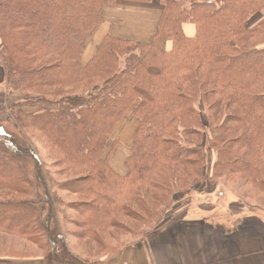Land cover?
<instances>
[{"label": "trees", "instance_id": "1", "mask_svg": "<svg viewBox=\"0 0 264 264\" xmlns=\"http://www.w3.org/2000/svg\"><path fill=\"white\" fill-rule=\"evenodd\" d=\"M158 1L150 42L107 34L83 65L105 10L155 0H0L5 83L26 96L20 106L36 109L14 111L16 124L49 147L65 177L52 181L56 191L80 199L67 204L78 217L69 233L106 253L97 259L132 244L110 245L119 234L157 227L178 194L208 177L264 195V0ZM134 106L139 125L114 168L102 156ZM5 131L1 126L0 238L42 254L0 248V260L92 264L68 249L54 210L59 201L35 152L18 149ZM28 153L44 185L41 198L21 161Z\"/></svg>", "mask_w": 264, "mask_h": 264}, {"label": "rangeland", "instance_id": "2", "mask_svg": "<svg viewBox=\"0 0 264 264\" xmlns=\"http://www.w3.org/2000/svg\"><path fill=\"white\" fill-rule=\"evenodd\" d=\"M119 3L121 7L120 10H111L114 8L113 5L109 8V12H105L106 10L104 11L102 23L87 42L82 53L81 62L83 65L84 60H89L91 55L95 52L100 40L105 34L110 32V29L112 30L110 34L115 37L141 42H150V40H152V28L157 15L161 11L159 1L155 0L154 3L149 5H142L139 3L131 4L128 2ZM113 22L117 24L113 25ZM184 30L186 34L189 35L193 32L192 27L189 26L184 27ZM159 47L161 49L166 48V42L163 39L159 41ZM2 54L3 50L0 48V55ZM25 97L26 96L21 93L20 90H12V88L5 83V68L3 65H0V127L3 126L7 129L8 133L6 131L4 133L11 137L12 142L15 146L17 145L18 149L30 152L32 150L39 159L41 165L40 170H42L43 176L46 179L49 193L52 196L56 195L57 197H54L59 201V204L54 207V210L56 215L58 214V216L61 217V219H59V224L65 229V242L71 253L75 256H79V258L89 259L90 261L103 257L106 253H102V250L94 243L88 244L84 240L78 241L76 235H71L69 233L77 230L76 223L73 220H76L78 217L74 211L68 209L67 204L74 202L76 199H80L77 196H71L65 192L56 191L52 181L55 179L62 182L65 180V177L62 178L54 167L53 157L51 156L49 147L44 141L42 142L36 138H32L30 136L31 131L28 132L18 128L14 117V111L20 109L24 113L36 111L32 106H20L23 101L26 100ZM134 108L135 106L125 115V119L116 127L108 144V148L102 156L104 159L107 158L109 164L114 168L118 162L119 166H121V158H118L116 155L126 153L127 149L132 145L135 131L139 125V120L133 113ZM114 142L119 143L113 148V152L108 154ZM21 161L30 179L36 185L40 198L41 196L43 197L44 185L41 184L37 178L38 169L35 167L33 157L28 153L26 157H22ZM205 180L206 181L198 183L187 195L178 194L165 212L169 215L171 212L177 216L181 211L179 218L186 217L195 222L196 225L197 222H200L201 225L209 229L214 228L224 231L232 228L234 224L237 225L238 223L242 226L254 225V221L258 220L260 224L264 223V195L258 192L253 186L248 184L243 185V183L237 180L228 178L214 181L210 180V177H208V180ZM167 216L168 215H166V217ZM159 223H161V221ZM154 230L155 227L146 232H138L134 237L126 236L124 238L125 235L119 234L115 240H108V242L110 245H114L116 242L122 240L126 241L125 244L129 241L135 243L136 241L149 238V235H151ZM191 237L193 239L200 238L199 236L195 237V235ZM2 238L4 239L0 238L1 249L7 250L8 247H11L18 252L36 253L37 256L41 253L36 247L28 245L15 237L3 236ZM17 262L20 264L22 261L19 260Z\"/></svg>", "mask_w": 264, "mask_h": 264}, {"label": "crops", "instance_id": "3", "mask_svg": "<svg viewBox=\"0 0 264 264\" xmlns=\"http://www.w3.org/2000/svg\"><path fill=\"white\" fill-rule=\"evenodd\" d=\"M120 9L118 4L111 10ZM110 33L111 29L107 34ZM88 61L84 60V65ZM114 143L117 145L119 142ZM129 148L126 153L116 155L121 162L128 155ZM119 170L122 171V168ZM180 213L177 216L166 213L163 222L155 227L149 238L128 245L111 258L93 259L92 264H264V223L260 224L259 220L254 221V225L242 226L238 223L224 231L209 229L200 222L196 225L186 217L179 218ZM192 235L200 238L193 239ZM17 261L0 260V264H18ZM20 261V264H42L41 260Z\"/></svg>", "mask_w": 264, "mask_h": 264}]
</instances>
